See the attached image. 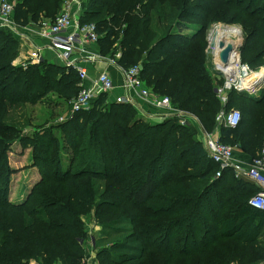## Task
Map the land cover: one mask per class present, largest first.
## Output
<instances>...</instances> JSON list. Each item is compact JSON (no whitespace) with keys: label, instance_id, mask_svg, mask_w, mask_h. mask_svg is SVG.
<instances>
[{"label":"trees","instance_id":"16d2710c","mask_svg":"<svg viewBox=\"0 0 264 264\" xmlns=\"http://www.w3.org/2000/svg\"><path fill=\"white\" fill-rule=\"evenodd\" d=\"M64 1L17 0L16 21L53 19ZM219 21L243 25L249 67L264 62V0H87L82 15L96 24L103 55L122 51L125 68L140 62L145 85L208 132L221 101L207 32ZM20 43L0 28V264H83L91 239L99 264L264 262V211L249 204L258 189L233 168L216 176L196 125L153 121L108 93L59 124L56 139H27L41 179L24 200H11L9 151L25 139L10 111L40 102L54 110L62 104L52 94L68 102L80 91L76 69L46 59L15 64ZM246 93L228 92L227 110L241 103L242 121L222 126L220 140L255 158L264 146V88ZM94 220L105 233L88 238Z\"/></svg>","mask_w":264,"mask_h":264},{"label":"built area","instance_id":"2783aa9c","mask_svg":"<svg viewBox=\"0 0 264 264\" xmlns=\"http://www.w3.org/2000/svg\"><path fill=\"white\" fill-rule=\"evenodd\" d=\"M86 1L65 0L55 18H41L37 22L32 21V23L23 26L16 21L17 0H0V28L11 30L20 40L24 38L28 29L35 30L42 39L47 41L45 45L33 48L30 51L29 59L36 62L42 59L47 60L42 52L48 49L54 53L53 57L58 61L57 64L78 71L80 91L70 101V114L62 120L68 119L77 112L90 110L103 93H108L110 97V93L117 86L109 70L101 71L97 78L90 80L88 67L84 65L85 63L94 65L97 62L108 60L110 65H117L123 75V84L121 85L123 93L116 95L114 100L112 99L113 101L131 104L141 115L153 121L177 117L181 124L196 125L209 157L219 165L216 176L220 177L226 168H233L236 177L250 182L258 189V192L250 198L249 204L255 209L264 211V146L258 156L253 158L251 163L246 164L235 159L237 146L226 144L220 140L221 127H238L242 121V112L237 108L227 110L223 107L216 117L215 129L213 132H208L197 116L189 111L174 107L169 96L159 95L145 85L141 78L142 66L140 63L127 68L122 67L119 64L122 51H116L111 58L105 57L101 52L93 54L87 52L89 45L99 44L101 36L95 23L82 22ZM210 37L209 45H211ZM80 53H90L83 58L82 64L76 58V55ZM243 65L246 66V70L240 72V78L228 76L216 67L224 81L221 86L215 88V93L224 105L228 102L230 90L244 91L247 89L240 86V80L254 71L246 64Z\"/></svg>","mask_w":264,"mask_h":264},{"label":"rangeland","instance_id":"374dc122","mask_svg":"<svg viewBox=\"0 0 264 264\" xmlns=\"http://www.w3.org/2000/svg\"><path fill=\"white\" fill-rule=\"evenodd\" d=\"M219 23L221 25L237 26L242 30L240 58L242 60V63L244 62L243 64H246V62L243 60V55H242L243 54L242 50L246 35V31L243 25L241 23L230 24L222 21L212 24L209 31L207 32L208 33L207 54L209 57V68L211 69V71H213V74L218 78L217 79L218 84H216V87L221 86L223 84V82L221 81V79L223 80V78H221L222 74L216 69V66L214 64V54H213L214 51H213V47L209 45V37L214 33L213 30L216 27L215 25H218ZM21 43H20L19 51L22 46ZM22 53H19L18 57L14 60L15 64L23 65L29 61H33L31 59H28L27 56L26 57L22 56L21 55ZM113 53L114 52H110L106 54L105 57L111 58L115 54ZM246 65L249 66L248 64ZM118 68L119 67H117V69ZM250 69L253 71H261L262 69L264 70V62L252 68L250 67ZM263 88L264 86L262 84L256 87L255 89L247 88L244 89V91H247L248 93L246 94L248 95H259L260 91ZM51 100L60 101L62 106L53 110V108L48 107V103L44 104V102L42 103L40 102L35 105L26 104L21 107L12 109L10 111V115L8 116V121L13 123V125L15 124V126L18 127L20 131L19 135L25 139L23 142L20 140L16 141L9 151L8 165L12 167L13 171L11 172L9 177L10 188H9L8 196L13 201L21 202L22 200H24L29 195L33 186L41 179L39 171H37L34 163L35 159L33 157V144L27 139H29V137L30 138L35 137L37 134L38 135L44 134L45 136L47 135V140L56 139V135L61 136L62 134L61 130L56 129V127H58L59 124L63 123L66 120V119L62 120V118H66L70 114V101L67 102L66 100L64 101L60 100L57 94H52ZM223 107L225 109H228L227 104L224 105L223 102L221 101V109H223ZM235 108L241 110V103L237 105ZM54 114H56V117L52 118ZM46 121H50V122L48 124H45ZM51 146L52 148H55L57 144L53 143ZM62 157H63L62 161L64 162V164H68L69 161L67 160V156L63 154ZM87 229L89 235L88 238L91 237L92 235L97 238L102 237L105 233L104 226L101 223H99L98 220H94L91 223H89ZM113 239H115V237H113ZM105 243L107 242L101 243L100 245L101 246L107 245ZM94 245H95L94 241L91 239L90 243L87 245V255L85 256V260L83 261V264H99L98 259L96 258L97 250L95 249Z\"/></svg>","mask_w":264,"mask_h":264},{"label":"bare ground","instance_id":"6f19581e","mask_svg":"<svg viewBox=\"0 0 264 264\" xmlns=\"http://www.w3.org/2000/svg\"><path fill=\"white\" fill-rule=\"evenodd\" d=\"M214 33L210 38V44L214 51L216 67L226 75L233 78H240V72L246 70L240 56L242 30L237 26L215 25ZM231 49L228 61L222 58V52ZM264 84V70L250 72L247 77H242L240 86L248 89H255Z\"/></svg>","mask_w":264,"mask_h":264},{"label":"crops","instance_id":"0c3cea01","mask_svg":"<svg viewBox=\"0 0 264 264\" xmlns=\"http://www.w3.org/2000/svg\"><path fill=\"white\" fill-rule=\"evenodd\" d=\"M33 20H31L29 23H32ZM28 23V24H29ZM31 29H28L25 34H24V38H22L20 41L21 43V49H20V53H22L21 55L26 57L29 59V54L30 51L33 50V48L42 45H45L47 43V41H45L44 39H42L39 35L38 32L35 30L30 31ZM23 47V50H22ZM87 52L90 53H97V52H101L100 51V47L99 44L98 45H89L87 48ZM88 53V54H90ZM26 54V55H25ZM43 56L45 58H47L48 61L54 62V63H58V61L56 59H54V53L50 50H43L42 52ZM87 53H80L76 55V58L79 60L80 64H82L83 62V58L86 57L88 55ZM84 65H86L88 67V73H89V79L93 80L95 78H97V76L99 75V73L103 70H109V72L111 73L115 83H116V88L110 93V98L114 100L115 96L123 93V88L121 87V85L123 84V75L122 72H120L117 69V66L115 65H110L107 62L104 61H100L97 62L94 65H90L85 63ZM87 83L89 84V80L87 81ZM236 151H235V159L239 162L242 163H246L249 164L251 163L252 159L254 158L252 155L246 153L240 146L236 147ZM38 171V170H37Z\"/></svg>","mask_w":264,"mask_h":264},{"label":"water","instance_id":"95a60500","mask_svg":"<svg viewBox=\"0 0 264 264\" xmlns=\"http://www.w3.org/2000/svg\"><path fill=\"white\" fill-rule=\"evenodd\" d=\"M241 47V46H240ZM230 51H231V49H226V50H224L223 52H222V58L224 59V60H226V61H228V59H229V57H230ZM240 54H241V51H240ZM263 86H264V84H263Z\"/></svg>","mask_w":264,"mask_h":264}]
</instances>
